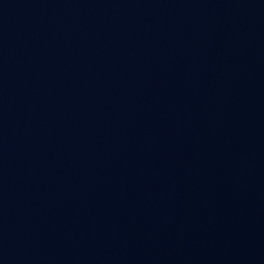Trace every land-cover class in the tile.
<instances>
[{
  "label": "water",
  "instance_id": "obj_1",
  "mask_svg": "<svg viewBox=\"0 0 264 264\" xmlns=\"http://www.w3.org/2000/svg\"><path fill=\"white\" fill-rule=\"evenodd\" d=\"M0 264H264V0H0Z\"/></svg>",
  "mask_w": 264,
  "mask_h": 264
}]
</instances>
